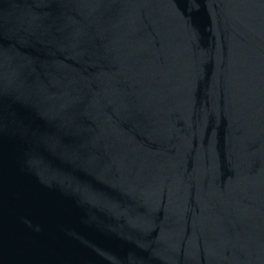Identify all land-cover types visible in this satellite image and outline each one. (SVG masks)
Here are the masks:
<instances>
[{"label":"water","instance_id":"water-1","mask_svg":"<svg viewBox=\"0 0 264 264\" xmlns=\"http://www.w3.org/2000/svg\"><path fill=\"white\" fill-rule=\"evenodd\" d=\"M0 264H264V0H0Z\"/></svg>","mask_w":264,"mask_h":264}]
</instances>
